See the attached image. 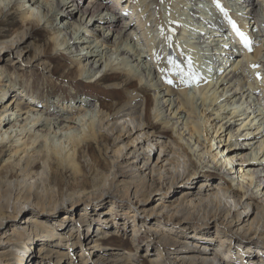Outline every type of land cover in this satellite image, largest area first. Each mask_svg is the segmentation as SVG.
<instances>
[{"label": "bare ground", "instance_id": "bare-ground-1", "mask_svg": "<svg viewBox=\"0 0 264 264\" xmlns=\"http://www.w3.org/2000/svg\"><path fill=\"white\" fill-rule=\"evenodd\" d=\"M144 1L143 3L146 4L143 5L142 13L147 16L144 23L152 17L160 28L162 27V30L159 28L162 32H158V37L151 39L149 49L141 45L143 41H140L141 37L138 35L140 31L137 33L133 30L138 27L134 22L128 23L123 29L120 27L121 22L126 20V13L117 10L118 6L113 5V2L111 3L109 0H12V4L9 3V11H13L15 5L20 3L24 24L35 21L41 25L45 21L50 25L54 50L61 51V53L63 50L76 53L75 64L78 67L73 72L81 78L80 81L75 79L77 84H83V80L92 86L104 84L108 91H113L118 96L110 104L101 102L99 105H95L91 99H82L79 104H73L72 101L78 97L77 93L73 92L71 104L68 105L67 101H64L65 97L55 101L54 99L53 101L46 100L42 105L44 108L42 110V108L33 106L40 98L33 97V95L27 97L17 89L18 93L15 94L10 105L0 110V145H3L1 153H10L0 169V229L4 226L5 221L10 219L18 225L5 239L1 237L0 244L3 242L6 245L0 250V260L4 264H75L69 262L68 259L72 254L76 239L77 212L72 208L77 207V204L80 203L79 196L86 195L90 191L89 189L93 191L94 200L101 201L106 194L113 192L114 196H118L122 200L130 201L134 196L139 203H147L149 192L156 188L161 189L167 179H170L167 191L171 185L177 184L181 180L188 183L198 180V176L200 179L201 174H198L197 167L206 157L201 151L203 150V140L207 138V122L211 117L205 120L206 116L202 111L216 115L217 119L226 118V116L223 117L225 112H231L232 115L239 111L242 114L250 113L254 115L252 120L259 118L262 121L257 127L258 131L264 126V111L261 109L264 103L258 96L261 90L264 92L262 83L264 80H258V85L248 82V74L249 72L253 74L256 71V66H260L258 71L262 73L264 79V40L262 39L258 45H253V35H256V38L264 37V16L261 14L262 10L257 9L259 2L240 0V4L247 3L252 6L250 14L242 13L247 15L248 23H237L234 20L239 30L245 34L248 41L250 40L247 47L244 41L242 43L248 51H253L247 56V63L240 61L232 68L233 64H227L230 58L215 56L213 60H208L206 72L209 75L214 71L217 72L206 77L198 70L199 67L202 68L205 60L203 62L199 59L200 57H197L196 61L199 59L197 62L193 59L194 62L191 61L194 56L190 57L191 53L185 52L186 57L183 49L181 48V51L173 43L174 30L181 32L180 24L176 22V24H172L173 27L170 25L171 28H167L160 11H154L155 4L157 5L159 2L157 3V0ZM3 2L4 0H0V14L7 9V7L4 8ZM80 12H83V19L75 20ZM65 18H67L66 22L63 21ZM252 23L259 25L260 33L250 34L249 27ZM100 25H105L108 31L111 29V33L107 34L104 27L102 40L96 37L99 33L97 27ZM184 25L183 31L193 34L188 25ZM229 28L231 27L228 24L224 25L223 22L218 25V29L222 31H227ZM131 29L132 33L129 32ZM216 30L211 31L213 35H221ZM116 33L118 35L113 42L114 47H112L110 42ZM185 33L183 35L188 34ZM196 33L198 37L205 39V33H201L199 30ZM27 34H29V30H25L22 35L25 37ZM22 35L19 40L9 43L10 45L8 44L6 48H11L16 43H21L22 39H26ZM90 35L96 39H89ZM0 36H3L2 31H0ZM135 39L137 41L133 43ZM203 43L202 46L205 44ZM188 44L191 45L192 42ZM228 45L232 46L230 43ZM201 48L199 47V49ZM36 50L40 57L42 48L36 47ZM226 52L229 54L233 51L227 50ZM206 53L208 52L206 51ZM218 54L220 53L218 52ZM188 55L190 56L188 57ZM217 57H221L222 61ZM171 63L177 65L176 70L170 65ZM221 64L222 66H220ZM250 65H252L253 71L250 70ZM45 68L51 70L50 65ZM216 74L219 76H215ZM185 76L192 79L195 91L199 90L198 94L190 91L191 88L189 89L188 84L191 79L186 84L189 77L185 80ZM4 81L5 76L0 74V101L5 99L10 90L15 89L13 83ZM227 83L229 86H224L221 89V85ZM232 90L234 92L228 94ZM211 91L212 94H210ZM243 99L249 101L248 106H240L233 111L229 109L235 101ZM251 109L252 111H250ZM160 124L171 129L175 138L174 142L181 148L171 145L157 136L156 129ZM224 124L226 125L227 122L217 124L219 126L217 133L225 128ZM228 127H231L229 137H233L235 134L232 128L234 127L233 122L229 126L227 125L226 129ZM240 129L238 128V130ZM257 132L255 134H261V137L264 138V129ZM101 140H105L106 144L113 142L117 148L114 149L115 153H120L118 159L113 163L114 170H111L109 175L100 171L99 168L96 169L95 154L89 152L93 143H99ZM221 142L222 139L216 142L219 144L216 149L222 146ZM238 142L232 143L236 145L235 147L227 148L225 161L234 162L240 155L242 164H240V170H236V172L241 173V177L244 179L233 176L229 179L225 176L224 179L222 178V183L214 185V187L206 182L207 180H200L199 189L202 190L195 196L190 191L185 192L184 190L185 193L180 196L177 206L173 209L171 219H174L175 214L179 212L184 215L188 213V219L198 222L197 225H193L194 227L200 224L195 230H206L209 229L207 227L208 218L218 217V219L224 218L232 229L237 226L238 222H240L239 224L246 222L250 233L253 232L254 227L257 231L264 232V199L261 200L262 206L259 204L256 207L251 199H261L260 194L252 190V194L249 195L254 184H256L255 188L263 187L264 189V171L261 169L264 159L259 157L257 150L251 153L248 151L249 147L239 146ZM246 144L254 147L257 143L253 141ZM4 145H8V147L6 148ZM155 148H160L161 154L151 168L156 155ZM261 148H264V140ZM108 151L109 147L107 146ZM224 152L220 150L212 153V159L215 161L218 155ZM129 156H134L135 159L129 160ZM83 157H87L86 163L89 170L87 173L83 170L81 162ZM195 157H197V162L194 161ZM139 160L147 166L146 169L139 166L137 163ZM148 169L152 173H158L159 179L157 180L154 173L152 175L147 173ZM163 169H166L167 172H163ZM67 170H71L74 174L75 183L73 184L76 189L65 180ZM118 175L123 177L121 181H117ZM168 175H170L169 178ZM159 181H162L161 185H159ZM90 183L91 188L88 187ZM242 193H245V196ZM29 206L38 209V211L23 212L22 209ZM61 211L67 213V216L61 221L63 229L66 230L65 233H59L57 226L51 221L53 216ZM39 212L51 215L49 217L40 216ZM77 220L81 222L82 226L87 225L88 229L94 224L91 212L87 210L79 213ZM100 221L106 222V225L112 223L110 227L112 229L117 227L116 220L109 221V218L100 217ZM101 230L103 231L101 232ZM109 232L107 228L94 231L86 236L87 245L93 250L95 248L93 244L98 245L104 238L113 239L114 236H109ZM205 235L208 234H202V236ZM159 238L172 253L178 255L174 261L176 263L234 264L220 252L225 244H230V237L225 239L221 237L219 248L213 247L211 243L205 245L200 242L191 246L194 236L172 239L168 234L160 232ZM214 239L218 238L211 237L206 243ZM66 240L72 247L69 248V252H65L62 248ZM82 246H84L83 242ZM35 248L37 249L36 253L34 252ZM246 254L239 256V260L253 263L255 260L249 253ZM112 257L114 258L113 264H127L132 261L127 254L116 253L112 254ZM151 264H159V261L154 260Z\"/></svg>", "mask_w": 264, "mask_h": 264}, {"label": "rangeland", "instance_id": "rangeland-1", "mask_svg": "<svg viewBox=\"0 0 264 264\" xmlns=\"http://www.w3.org/2000/svg\"><path fill=\"white\" fill-rule=\"evenodd\" d=\"M109 1L111 3L113 2V5L115 4V6L116 5L118 6L117 10L126 13L125 16L126 20H123L121 22L120 27L123 29L128 23L134 22L135 26L138 27L133 30L136 31L137 33L140 31L138 35L141 37L140 41H143L141 45L143 47L146 46V49H149L150 48L149 44H151V39L153 40L156 37H158V32L162 30V27L160 28L159 24L156 23V21L152 17L149 18V20L147 19L150 23L148 21L144 23V20L147 18V16H145L146 14L142 13L143 12L142 9H144L143 5L146 4L143 3L145 1L144 0L143 1L142 0L141 1L140 0H120V1L109 0ZM256 1L259 2L257 9H261L262 10L261 14L264 16V5H263L264 0H256ZM116 2H118V4H116ZM9 3L12 4V0H6V1L4 0L3 5L4 8L7 7V9L3 11L2 14H0V31H2V35H3L0 36L1 38L0 43H5L3 44L4 46L0 44V74H2V76H5L4 82L13 83L15 85V89L13 88L12 90H10V92L5 97V99L3 101H0V105L2 104L0 106V110H3L5 106L10 105V103L13 100V97L15 96V94L18 93L17 92L18 90L23 92V95H27V97H32L33 95V97L40 98V100H38L37 103L33 104V106L42 108V110L44 109L42 105L45 104L44 102L46 100L53 101L54 99L55 101L57 99H62L63 97H65L66 99L64 101L65 102L67 101L68 105L71 104V96H74L73 92H76L78 96L77 98H75V101H72L73 104L74 103L79 104L80 100L82 99H91L93 100V103L95 105L96 104L99 105L101 102L107 104L114 102V98L117 97L118 94H115L113 91H108L104 84L92 86L89 82H84V80H83V84L80 85L77 84L75 82V79H78V81H80L79 79L81 78H79L77 74L73 72L74 69L78 67L75 64V58H77V55H75L76 53H69L66 50H63V52L61 53V51L54 50V44L51 42L52 28H50V25L47 24L45 21L41 25H38L35 21L29 24L28 23L24 24L22 22V11L20 8V3H17L15 5V9L13 11H9L10 8ZM157 3L158 4L157 5L155 4L154 6L155 9L154 11L156 10L160 11L159 13L163 16V21L166 22L165 25L168 26L167 28H171L170 25L176 24V22L180 24L181 32L174 30V35L172 36L174 45L177 46V48H180L181 51L183 49L184 53L186 52L188 54L190 52L191 54L190 53L189 54L191 56L188 55V57L194 56V58H191V61L193 60L196 61L197 57H200L199 59H201L203 62L205 60V63H203L202 68L199 67L198 69L202 75L204 74L206 77H209L214 75L215 72H217L214 71L210 75L207 74L206 72V65L208 60L210 59L213 60L215 56L218 55H220L221 57L227 56L228 58H230L228 59L229 62L227 64H233L231 66L233 68L234 65L236 66L237 64H239L240 61L247 63V59H248L247 56L253 53V51L249 50L250 51L249 52L248 49L244 47V44H242L243 40H241L240 36L237 34L235 28L230 22L236 20L237 23H243V24L248 23V19L246 17L247 15L245 14H250L249 12H251L252 6H249L247 3L240 4V0H157ZM247 7L248 9H246ZM244 12L245 14H242ZM80 19H83V12L78 13L75 20H80ZM66 20L67 18L63 19L64 22H66ZM236 21H234L235 25H236ZM221 22H223L224 25L228 24L231 28H229V30L227 31L219 30L218 25ZM184 24L188 25L189 29L192 30L193 34L187 31H183L182 27ZM149 26H151L152 28ZM104 27L105 25H100L99 27H97L99 33H97L96 37H99L100 38L99 40H102V38L104 37V33L102 32ZM193 27L195 30L192 29ZM236 27L238 26L236 25ZM215 29H217L218 31L217 30L216 31L221 33V35L214 36L211 31H214ZM25 30H29V34H27L24 37L22 34ZM105 30L107 31V34L111 33L110 31L111 29L108 31V28L105 27ZM198 30L201 33H205L204 34L205 39H203L202 37H198L196 33V31ZM249 30L251 31L250 32L251 35H253V33H260L259 25H256L254 23L251 24ZM170 31H172V29H170ZM129 32L132 33L133 32L132 29ZM176 32H178L179 34ZM185 32L188 34L190 33V35L188 34L183 35ZM21 35L23 36V38L26 39L24 40L22 39L21 43L19 44L16 43L11 48H6V46L9 43L15 40H19ZM114 35H115L114 38L111 39L110 42L112 47H114L113 42L118 34L116 33ZM256 37H257L256 35L255 36L253 35V45H258L262 41V39L264 40V37L262 38L260 37L256 38ZM89 39L95 40L96 38L90 35ZM136 41L137 40L135 39L133 43H136ZM191 42H192L191 45L188 44ZM202 43L204 44L203 46ZM228 43L232 44V46L230 47ZM198 45L200 48L201 47L202 48L199 49ZM36 47L42 48L40 57H38V53H37L38 51L36 50ZM227 50H232L233 51L232 53L236 52L238 54H232V53L228 54V52H226ZM206 51L208 53H206ZM204 52L207 55L203 54ZM218 52L220 54H218ZM187 54L185 55L186 57ZM221 57L219 58L217 57V58L220 59ZM220 60L222 61V59ZM48 65L51 66L50 71L49 69L45 68ZM170 65L174 68V70L177 69V65L175 63L173 64L171 63ZM220 66H222V64ZM220 66L219 68H221ZM249 68L250 70L253 71L252 65H250ZM255 68L256 71L253 72V74L249 72L248 82H253L254 84L258 85V80H264V79L262 77V73L258 71L260 69V66L259 67L256 66ZM217 75L218 74H216L215 76ZM187 77L189 76L184 77L185 80ZM187 79L189 81L187 80L186 84L190 82L191 78L189 77ZM192 83L194 82L191 79V82L188 84L189 89L191 88L190 91H192V93L198 94L199 90L195 91L194 89L195 84L192 85ZM262 83L264 84V81ZM224 86H229V83L222 84L221 89ZM232 92H234V90H232L231 93L228 94H232ZM212 93L213 92L211 91L210 94ZM258 96L260 97L261 102L264 103V92L262 90L259 92ZM248 105H249V101L243 99V100L235 101L229 107V109H232L233 111L240 106L246 107ZM261 109L264 111V105L261 106ZM250 111H252V109ZM202 113H204V116H206L205 120L208 117L210 116L211 117L207 122V126H206L207 138L203 140V144H202L203 150L201 151L204 152V155L206 157L204 161H202L204 163L202 162L199 163L197 167V172L198 174H201V178L199 179L198 176L197 177L198 180H195L193 182L190 181L188 183H185L186 181L183 182L181 180V182L171 185L169 191H167V189L170 186L168 184L170 182V179H167L165 181V184H162V181H159L158 183L159 185L162 184V188L161 189L156 188L151 190L147 195V199H148L147 203H143V202L139 203L134 196L131 197L130 201L127 199L122 200L118 196H114L113 192L106 194V196L103 199H101V201L99 199L94 200L93 197L95 196H93V191L89 189L90 191H88L86 195L84 194L79 196L80 203L77 204V207L72 208L77 212L76 215L77 217L75 221L76 239H75V246L73 247L74 249H72V254L70 255V258H68L69 262L71 263L73 262L75 264H113L112 261H114V258L112 257V254L117 253V254H127L129 257H131L132 260L131 263H127V264H151V262L154 260H158L159 264H179L174 262L176 256L178 255L172 253L169 247L165 246L163 240L159 238V233L161 232L168 234L172 239H180V238L194 236L195 238H192L191 240L192 241L191 246H195L197 242H200V244H205V245L211 243L215 248L216 247L219 248V241L221 240V237L222 238L224 237V239L230 237L231 238L230 244L229 245L228 243L225 244L222 250H220L222 256L228 258V260H231L234 264H264V232L257 231V229L254 227L252 230L253 232L250 233L248 231L249 230L248 223L246 222L242 224H239L240 222H238L237 226L233 227L232 229L227 223V221L224 220V218L218 219V217L216 218L209 217L208 218L209 224L207 225L209 229L195 230V228L199 227L200 224L197 227H194L193 225H197L198 222L188 219L189 217L188 213L184 215V213L179 212L175 214L174 219H171V215L174 212L173 209L177 206L180 196H182L185 192H187V190L188 192L190 191V193H192L193 196L198 194L199 191L202 190L199 189L202 180L203 181L207 180L206 182H209V184L214 187V185L216 186L222 183V178L224 179L225 176L229 177V179L232 178L231 176L235 178L237 177L242 178L241 177L242 174L238 173V171L236 172V170H240L241 168L240 165L242 164V161L240 160L241 156L238 155L234 162L225 161L227 157V148L230 146L231 148L236 146L232 144L234 141L237 142L239 141L238 142L239 146L244 145L245 147H249L248 151L251 153L257 150V152H259V157L260 158L262 157V159H264L263 158L264 148H261V144L264 138L261 137L262 136L261 134L260 135L255 134L258 131L257 127L262 123V121H260L259 118L252 120V117L254 116L253 114L250 113L242 114L241 111H239L234 115H232L231 112L230 113L225 112L223 114V117L226 116V118L223 119H217L216 115L208 111H202ZM225 122H227L226 125L224 124L225 128H222V130L217 133V131L219 130V126L217 124H223ZM232 122L234 126L232 128L235 134L233 135V137L232 136L229 137V132L231 127H228V129H226V127L227 125L229 126L230 124H232ZM238 128L241 129L238 130ZM263 129L264 126L262 127V129H260V131L261 130L263 131ZM156 131H157V136L161 137L162 140L171 143V145H177L173 140L175 138L173 137V132L171 131V129L160 124L157 127ZM220 133H222L221 136H219ZM209 138L211 139L210 141L208 140ZM220 139H222L221 145L222 146L225 145V146L223 148L221 146L216 149V147L219 145L216 142L220 141ZM253 141L257 143L254 147L253 145L250 146L246 144ZM105 144H106L105 140H101L99 143H93V147L90 148L89 152L90 153L94 152L95 154L94 161H95L96 169L99 168L100 171H103L109 175L111 170H114L113 163L115 162V160L118 159V155H120V153L118 152L115 153V150L117 148L114 146L113 142H107V144L106 145ZM245 144L248 146H246ZM4 146L6 148L8 147V145H4ZM107 146L109 147L108 152H107ZM2 147L3 145H0V169L5 159H7L10 156V153L9 154L1 153ZM178 147L181 148L180 145ZM154 150L156 151V155L154 162L151 165V168L154 166V163L156 162L158 156L161 154L160 148L157 149L155 148ZM220 150H223V152L224 151L225 152L220 153L216 158V160L214 161L212 159V153H216ZM84 155L86 156V153ZM128 158L129 160L135 159L134 156L133 157L129 156ZM86 159L87 157L85 158L83 157L81 159V162L84 168L83 170H85V172L87 173L89 172V170H88V165L86 163ZM194 161L197 162V157L194 158ZM137 163H139V166H141L142 169H146L147 166H145L143 162L139 160L137 161ZM170 168L171 167H169L168 169ZM219 168H222V170H219ZM261 169L264 171V165H262ZM162 171L167 172L166 169H163ZM147 173L152 175L154 172L152 173L150 172V169H148ZM154 174L156 175V178L158 180L159 179L157 176L158 173H154ZM65 176H66L65 180L69 184H71L73 188H75V185L73 184L75 183V180L73 178L74 176L73 172L71 170H67ZM90 177L92 176L90 175ZM167 177L169 178L170 175H168ZM121 178L123 177L118 175L117 181H121ZM242 179H244V177ZM89 180L90 178L88 179V181ZM255 186L256 184H254L251 187L249 195L252 194V190L255 191V193L260 194L261 199L260 198L251 199V201H254L255 206L258 207L259 204H261L262 206L263 202L261 203V200L263 201L264 199V189L263 187L255 188ZM88 187L91 188V183L88 185ZM242 195L245 196V193H242ZM22 210L23 212L38 211V209L30 206L25 207ZM86 210L91 212V216L94 219V224L90 229H88V226L85 224L82 226L81 222L77 220L79 213H83ZM39 214L40 216L42 215L46 217H49L51 215L50 213H46V212L44 213L39 212ZM254 215L252 216V219L254 218ZM65 216H67V213L65 211H61L57 213V215L53 216L51 220L52 223H54L57 226L59 233L66 232V230H64L62 227L63 222H61L62 220H64ZM100 217H105V219L109 218V221L116 220L115 222L117 223L116 224L117 227L115 229L110 228L112 226V223L111 225L110 224L106 225L107 224L106 222L100 221ZM11 220L12 219L6 220L4 226L1 227L0 240L1 237L5 239L7 236H9L13 228L18 226L17 224H14V222ZM135 225H137V227H135ZM100 228L103 229L107 228L110 231L108 235L114 236V238L113 239L104 238L102 241L98 243V245L95 246L93 244V247L95 248L91 250V247L87 245L85 238L89 234L94 233V231H98ZM102 231L103 230H101V232ZM200 231L202 232L198 233ZM217 231L219 232V234L217 233ZM202 234H208V235L202 236ZM211 237H215L218 239L210 240L209 243L208 242L206 243V241L211 239ZM82 242L84 246H82ZM68 243L69 241L66 240L65 244L62 247L65 252H69V248H72L68 245ZM5 246H6L5 243L2 242L0 244V250ZM247 250L249 251L247 252ZM34 252L35 253L37 252L36 248ZM93 252L96 253L94 254ZM246 253H249L251 258L255 260L253 263H250L249 261L243 262L239 260V256L243 254L245 255ZM101 256L103 257V259H101L102 258ZM104 259L107 260L105 261ZM0 264H4V262L0 260Z\"/></svg>", "mask_w": 264, "mask_h": 264}, {"label": "snow or ice", "instance_id": "snow-or-ice-1", "mask_svg": "<svg viewBox=\"0 0 264 264\" xmlns=\"http://www.w3.org/2000/svg\"><path fill=\"white\" fill-rule=\"evenodd\" d=\"M230 22L232 23L233 27L235 28L237 34H238V35L241 37V39L244 41L245 46L247 47V46L249 45L248 38L245 36V34H244L243 32H241V31L239 30L238 27H236L234 21H230ZM158 58H159V57H158ZM254 67H255V65H254ZM169 82H171V81H169Z\"/></svg>", "mask_w": 264, "mask_h": 264}]
</instances>
